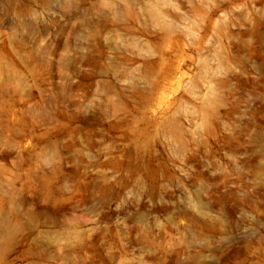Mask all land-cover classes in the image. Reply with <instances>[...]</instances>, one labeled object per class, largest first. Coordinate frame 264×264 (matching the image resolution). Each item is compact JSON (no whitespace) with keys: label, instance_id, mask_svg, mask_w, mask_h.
<instances>
[{"label":"clouds","instance_id":"1","mask_svg":"<svg viewBox=\"0 0 264 264\" xmlns=\"http://www.w3.org/2000/svg\"><path fill=\"white\" fill-rule=\"evenodd\" d=\"M223 246L264 264V0H0V264Z\"/></svg>","mask_w":264,"mask_h":264},{"label":"rangeland","instance_id":"2","mask_svg":"<svg viewBox=\"0 0 264 264\" xmlns=\"http://www.w3.org/2000/svg\"><path fill=\"white\" fill-rule=\"evenodd\" d=\"M48 148L50 150H55L52 148V145H49ZM65 162H70L75 167L77 158L73 157H65ZM63 173V167L57 169V175H61ZM43 178L40 180L37 185V189L41 194V198L46 202H56L59 200V192L57 185L55 183V177H53L52 172L48 169L45 170V174H42ZM70 179H75V176L70 177ZM229 194L223 192H217L215 199L220 205H223L227 199ZM115 225L112 226V231H115ZM122 227V226H121ZM230 249L227 246H223L218 248L215 251V255L218 258L217 260L211 261L210 264H234L233 255H230ZM161 264H166L165 254L161 252Z\"/></svg>","mask_w":264,"mask_h":264}]
</instances>
